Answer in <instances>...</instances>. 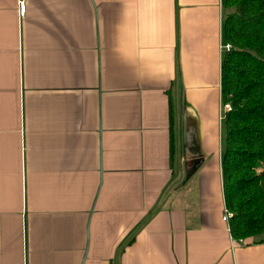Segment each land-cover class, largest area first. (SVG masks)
Segmentation results:
<instances>
[{"label": "crops", "instance_id": "crops-1", "mask_svg": "<svg viewBox=\"0 0 264 264\" xmlns=\"http://www.w3.org/2000/svg\"><path fill=\"white\" fill-rule=\"evenodd\" d=\"M24 3L0 0V264H264L221 219V0Z\"/></svg>", "mask_w": 264, "mask_h": 264}, {"label": "trees", "instance_id": "trees-1", "mask_svg": "<svg viewBox=\"0 0 264 264\" xmlns=\"http://www.w3.org/2000/svg\"><path fill=\"white\" fill-rule=\"evenodd\" d=\"M222 191L232 238L264 234V0H221Z\"/></svg>", "mask_w": 264, "mask_h": 264}, {"label": "built area", "instance_id": "built-area-1", "mask_svg": "<svg viewBox=\"0 0 264 264\" xmlns=\"http://www.w3.org/2000/svg\"><path fill=\"white\" fill-rule=\"evenodd\" d=\"M19 10L21 13H24V10H25V3H24V0H19ZM230 48V45L225 43L223 46H222V49L223 51L225 50H228ZM228 107V105H225L224 108L226 109ZM232 217V213L225 207L224 208V211L222 213V216H221V219L223 222H226V223H229V219ZM233 242H237V243H241V244H244L245 243V239L243 238H238V239H235V238H232ZM264 240V238H263Z\"/></svg>", "mask_w": 264, "mask_h": 264}, {"label": "water", "instance_id": "water-1", "mask_svg": "<svg viewBox=\"0 0 264 264\" xmlns=\"http://www.w3.org/2000/svg\"><path fill=\"white\" fill-rule=\"evenodd\" d=\"M101 181H102V179L100 178V184H101ZM92 211H93V208H91V212H92ZM87 248H88V242H87V244H86L85 254L83 255V258H82V262H81V264L84 263V260H85V257H86V252H87Z\"/></svg>", "mask_w": 264, "mask_h": 264}]
</instances>
